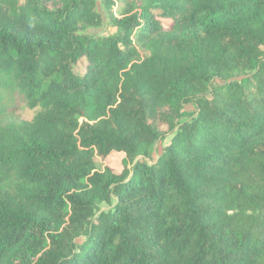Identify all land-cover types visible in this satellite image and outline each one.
I'll return each mask as SVG.
<instances>
[{
    "label": "trees",
    "instance_id": "obj_1",
    "mask_svg": "<svg viewBox=\"0 0 264 264\" xmlns=\"http://www.w3.org/2000/svg\"><path fill=\"white\" fill-rule=\"evenodd\" d=\"M113 6L0 0V264H264V0Z\"/></svg>",
    "mask_w": 264,
    "mask_h": 264
},
{
    "label": "rangeland",
    "instance_id": "obj_2",
    "mask_svg": "<svg viewBox=\"0 0 264 264\" xmlns=\"http://www.w3.org/2000/svg\"><path fill=\"white\" fill-rule=\"evenodd\" d=\"M114 3L112 12L115 16H117L119 14L120 11L123 10V8L125 7V2L126 0H112ZM97 10L99 13L102 14L103 16V24L100 27L97 28H92L89 30V33L92 34H98V35H104L107 34L109 32H114V29L110 27L109 24V20H108V16L106 13V10L104 9V7H102V5L98 4L97 6ZM83 66L84 63L77 65L74 67V72L76 74H79L83 71ZM37 110H29L26 107H24L21 103H17L16 104V108H15V114L18 116V118H20V120L22 121H18V128L21 129H25L24 125L25 123L29 122L32 120L33 116L36 114ZM187 112L192 113L194 112L193 107H188L187 108ZM24 122V123H21ZM161 144H156L155 149L156 152L158 154H156V152L154 153L153 158L156 159L157 156L159 155L160 151H161ZM98 170H101L103 168V166L105 165L104 162H98ZM108 165H111V167L115 168V169H120L121 166L124 164V158L121 154H112L109 159H108ZM101 210H107L108 207H106L105 205H101L100 206Z\"/></svg>",
    "mask_w": 264,
    "mask_h": 264
}]
</instances>
